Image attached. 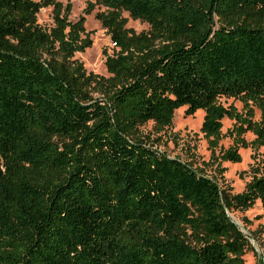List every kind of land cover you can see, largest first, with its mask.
<instances>
[{
  "label": "trees",
  "instance_id": "1",
  "mask_svg": "<svg viewBox=\"0 0 264 264\" xmlns=\"http://www.w3.org/2000/svg\"><path fill=\"white\" fill-rule=\"evenodd\" d=\"M96 6L114 50L108 77L74 58L91 45ZM49 7L45 29L37 14ZM70 12L0 0V264H244L247 253L264 263V241L230 217L257 201L264 210V171L234 194L139 131L203 110L220 175L239 148H264V0H88L75 22ZM123 12L148 30L127 28Z\"/></svg>",
  "mask_w": 264,
  "mask_h": 264
},
{
  "label": "rangeland",
  "instance_id": "2",
  "mask_svg": "<svg viewBox=\"0 0 264 264\" xmlns=\"http://www.w3.org/2000/svg\"><path fill=\"white\" fill-rule=\"evenodd\" d=\"M63 5L67 2L71 4V12L68 20L75 22L82 14L88 0H56ZM104 8L96 6L93 11L85 15L84 28L90 39L91 45L83 53H77L74 58L77 59L84 67L87 73L108 77L105 68L106 55L113 53V46L110 42L106 31L101 27L100 23L95 19L97 13L103 12ZM122 17L127 20L126 27L132 29L135 33L146 32L148 25L138 20H132L127 13L123 12ZM37 23L45 29L52 25L51 8H44L37 14ZM219 102L225 106H233L237 111L241 110V104L238 101L221 98ZM185 108L175 111L172 124L169 128L158 131L151 122L140 127L139 131L143 138H148L150 142L162 153L169 157H178L181 160H192L193 165L202 170L207 176L217 180L219 186L228 188L232 193H240L245 185L250 181L254 174L255 168L260 171L264 162V148H259L253 152L250 149L239 148L241 157L240 163L222 162L220 169L224 168V172L220 175L216 170L217 163L210 158L211 150L208 141L200 132V126L203 120V110H198L193 116H184ZM258 111L255 110V119H258ZM232 126V122L223 119L221 133L226 136V132ZM246 140H252L253 136L247 133ZM231 145L229 137H224L214 151L217 156L220 151ZM231 219L238 225L240 230L247 235L255 234L258 241H264V210L257 201L250 208L235 212ZM250 242L255 248L258 255L261 251L258 248L257 241L250 238ZM244 264H264L258 260L257 256L247 253L244 256Z\"/></svg>",
  "mask_w": 264,
  "mask_h": 264
}]
</instances>
